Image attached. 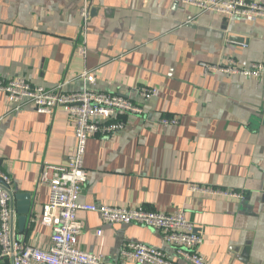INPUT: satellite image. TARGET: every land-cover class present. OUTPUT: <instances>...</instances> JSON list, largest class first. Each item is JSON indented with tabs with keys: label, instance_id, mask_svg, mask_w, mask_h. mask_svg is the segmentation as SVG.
I'll return each instance as SVG.
<instances>
[{
	"label": "crops",
	"instance_id": "0c3cea01",
	"mask_svg": "<svg viewBox=\"0 0 264 264\" xmlns=\"http://www.w3.org/2000/svg\"><path fill=\"white\" fill-rule=\"evenodd\" d=\"M83 4L0 0L1 80L19 77L46 89L64 84L71 94L83 90L80 76L87 71L96 77L91 90L126 96L145 111L121 115L125 130L116 135L90 138L89 180L80 202L165 214L183 209L204 238L207 264H264V76L206 71L232 60L244 68L264 63V18L202 13L182 0H92L83 33ZM142 88L159 95L147 100ZM75 146L65 111L14 110L0 93V169L12 180L13 196L31 194L35 204L26 233L18 215L14 220L15 237L28 245L46 249L52 234L38 224L50 199L40 183L42 166H65ZM192 187L233 190L244 199ZM78 217L79 248L107 264H119L121 249L131 242L176 259L153 228L107 224L96 213Z\"/></svg>",
	"mask_w": 264,
	"mask_h": 264
},
{
	"label": "built area",
	"instance_id": "2783aa9c",
	"mask_svg": "<svg viewBox=\"0 0 264 264\" xmlns=\"http://www.w3.org/2000/svg\"><path fill=\"white\" fill-rule=\"evenodd\" d=\"M186 5L199 8L202 13H215L228 18H242L255 22L264 18V3L248 0H182ZM92 0H84L80 9L83 33L91 16ZM191 20V19H190ZM82 56L86 49L78 50ZM207 72H219L230 76L260 78L264 76V63L240 67L235 61L227 66H207ZM84 87L81 92L65 93L64 84L55 89L33 86L23 78L0 79V93L6 95L11 107L19 110L31 106L39 114L53 116L65 111L74 124L76 146L65 166L45 163L40 172V183L50 190V199L43 206L39 226L51 231L46 249L28 245L15 237V210L12 207V180L0 169V262L8 259L12 264H107L102 256L79 248L83 223L80 212L96 213L107 224H140L162 233L163 241L175 251L176 259H170L162 249L142 244L128 243L119 253V264H207L202 255L204 238L196 232L183 209L172 214L147 211L143 207L125 209L107 205L83 204L81 194L89 180L85 156L90 138L98 135L112 136L125 130L121 115L143 116L142 107L128 97L119 94L99 93L91 90L96 77L87 71L80 76ZM140 95L150 100L159 95L157 89L142 88ZM163 124L169 125L168 120ZM195 192L224 198L244 199L242 193L206 187H192ZM98 236L102 231L97 232Z\"/></svg>",
	"mask_w": 264,
	"mask_h": 264
},
{
	"label": "water",
	"instance_id": "95a60500",
	"mask_svg": "<svg viewBox=\"0 0 264 264\" xmlns=\"http://www.w3.org/2000/svg\"><path fill=\"white\" fill-rule=\"evenodd\" d=\"M12 207L18 215L20 232L26 233L35 208L32 195L20 193L13 196Z\"/></svg>",
	"mask_w": 264,
	"mask_h": 264
}]
</instances>
